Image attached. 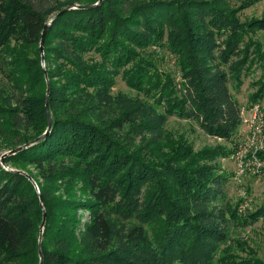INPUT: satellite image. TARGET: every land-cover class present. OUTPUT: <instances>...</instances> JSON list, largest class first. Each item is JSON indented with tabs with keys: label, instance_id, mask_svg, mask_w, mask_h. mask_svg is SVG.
Wrapping results in <instances>:
<instances>
[{
	"label": "trees",
	"instance_id": "1",
	"mask_svg": "<svg viewBox=\"0 0 264 264\" xmlns=\"http://www.w3.org/2000/svg\"><path fill=\"white\" fill-rule=\"evenodd\" d=\"M251 2L0 0V137L22 148L0 157V264L219 262L231 225L264 209L241 219L227 198L211 162L234 149L195 151L167 123L237 137L236 94L264 64V16H238ZM156 45L177 77L145 54ZM120 76L144 98L115 96Z\"/></svg>",
	"mask_w": 264,
	"mask_h": 264
},
{
	"label": "rangeland",
	"instance_id": "2",
	"mask_svg": "<svg viewBox=\"0 0 264 264\" xmlns=\"http://www.w3.org/2000/svg\"><path fill=\"white\" fill-rule=\"evenodd\" d=\"M250 1L254 2H251L252 4L250 3L249 7L243 8L239 12L238 16L242 21L264 16V0H230V4L234 9H241ZM254 38L260 41L264 47V32L256 33ZM145 54L151 57L160 70L173 73L176 77L178 76L174 57L163 47L158 45L153 46L148 48ZM42 64L45 67V59L43 61V58ZM1 78L0 74V83L2 82ZM257 81L262 82V84L264 83V64L255 66L249 78L245 79L241 92L236 94V98L242 108L250 105L251 95L258 88L253 87ZM112 93L115 96L123 94L131 98H144L136 89L128 86L121 76L115 79ZM261 102L264 104V98L261 99ZM0 106L4 109L7 108L6 105H3L2 101H0ZM243 130L244 126L240 127L237 137L228 141L206 135L193 122L173 117L167 123L168 134L173 137L183 136L193 146L195 151L214 149L218 146L234 149ZM30 134H33L32 130L28 131V135ZM4 141L0 137L1 159L5 154L10 152ZM261 156L264 159V155ZM211 163L230 176V181L225 187L226 195L231 204L236 205L241 219L264 209V168L259 172H247L239 181H236L234 175L237 165L232 155L226 158H219ZM2 165L9 168L4 163ZM236 223V225H231L230 227L229 241L220 247L222 251L220 252L219 262H216V264H230L232 261L237 263L251 262L252 264H264V215L250 224H242L240 221Z\"/></svg>",
	"mask_w": 264,
	"mask_h": 264
},
{
	"label": "built area",
	"instance_id": "3",
	"mask_svg": "<svg viewBox=\"0 0 264 264\" xmlns=\"http://www.w3.org/2000/svg\"><path fill=\"white\" fill-rule=\"evenodd\" d=\"M244 130L237 140L232 157L237 169L234 179L239 181L247 172L264 168V104L256 102L242 108Z\"/></svg>",
	"mask_w": 264,
	"mask_h": 264
},
{
	"label": "water",
	"instance_id": "4",
	"mask_svg": "<svg viewBox=\"0 0 264 264\" xmlns=\"http://www.w3.org/2000/svg\"><path fill=\"white\" fill-rule=\"evenodd\" d=\"M102 1H103V0H100V2H102ZM50 25H51V23H48V24H46L45 27H44V31H43L42 39H41V44H40V48H41V51H42V52L44 51L45 36H46V34H47V31H48V28H49ZM42 58H43V61H44V53L42 54ZM47 107H48V104H47ZM50 128H51V123H49L48 130H47V132H46L43 136H46L47 134H49V132H50ZM21 149H22V148H18V149L14 150V151H10V152H8L7 154H5V155L2 157V159H1L2 163H4V158H5L6 156H8V155H12V154H15L16 152H18V151L21 150ZM22 173H24V172H22ZM24 174H25V173H24ZM31 179H32V178H31ZM37 189H38V187H37ZM45 222H46V214H44V220H43V223H42V229H44ZM41 256H42V254H41Z\"/></svg>",
	"mask_w": 264,
	"mask_h": 264
},
{
	"label": "crops",
	"instance_id": "5",
	"mask_svg": "<svg viewBox=\"0 0 264 264\" xmlns=\"http://www.w3.org/2000/svg\"><path fill=\"white\" fill-rule=\"evenodd\" d=\"M241 127H243V125H241Z\"/></svg>",
	"mask_w": 264,
	"mask_h": 264
}]
</instances>
